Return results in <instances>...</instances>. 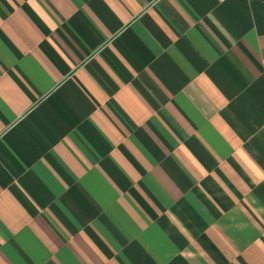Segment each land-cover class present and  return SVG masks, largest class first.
Instances as JSON below:
<instances>
[{
    "label": "crops",
    "instance_id": "0c3cea01",
    "mask_svg": "<svg viewBox=\"0 0 264 264\" xmlns=\"http://www.w3.org/2000/svg\"><path fill=\"white\" fill-rule=\"evenodd\" d=\"M0 264H264V0H0Z\"/></svg>",
    "mask_w": 264,
    "mask_h": 264
}]
</instances>
